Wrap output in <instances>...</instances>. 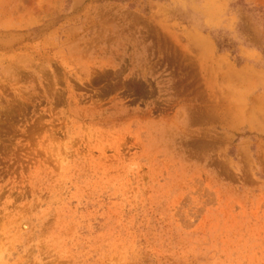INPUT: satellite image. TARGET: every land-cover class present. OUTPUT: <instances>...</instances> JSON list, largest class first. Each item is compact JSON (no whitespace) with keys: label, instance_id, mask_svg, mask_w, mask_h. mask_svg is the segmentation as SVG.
Returning a JSON list of instances; mask_svg holds the SVG:
<instances>
[{"label":"rangeland","instance_id":"374dc122","mask_svg":"<svg viewBox=\"0 0 264 264\" xmlns=\"http://www.w3.org/2000/svg\"><path fill=\"white\" fill-rule=\"evenodd\" d=\"M0 264H264V0H0Z\"/></svg>","mask_w":264,"mask_h":264}]
</instances>
